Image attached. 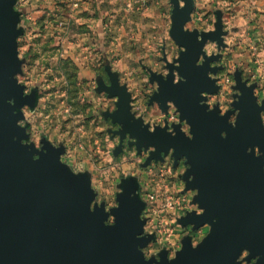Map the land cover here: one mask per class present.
<instances>
[{
  "label": "clouds",
  "instance_id": "1",
  "mask_svg": "<svg viewBox=\"0 0 264 264\" xmlns=\"http://www.w3.org/2000/svg\"><path fill=\"white\" fill-rule=\"evenodd\" d=\"M191 5L181 31L195 33V43L202 45L195 67L207 63L206 78L216 89L200 91L198 107L205 115L218 110L220 118L231 113L227 124L236 129L241 111L233 105L243 95L235 78L239 72L240 83L252 90L262 109L259 121L264 128V0H191ZM186 7L187 0H15L12 5L21 34L14 41L19 71L11 79L22 88V98L34 90L37 96L34 107L24 104L16 109L14 98L6 100L14 108L12 116H22L16 120L27 136L21 145L34 146L45 155L42 140L54 150L62 147L59 163L74 176L87 175L94 196L89 210L103 205L109 213L106 226L116 223L110 212L120 207V185L134 178L138 184L134 195L144 205L138 217L142 231L136 239L147 241L144 247L137 245L145 264L153 258L161 264L162 250L168 251V261L175 260L185 237H191L195 250L209 236L211 225L193 232L194 225L178 223L189 214L199 217L205 212L193 203L199 189L186 190L183 177L191 169L187 157L177 161L175 149L169 148L157 159L155 145H140L130 132L122 137L123 124L111 118L119 111L121 97L98 91V80L111 89L115 75L117 87L128 97V115L148 134L159 128L175 138L173 126H179L192 141V124L181 119L177 104L167 100L162 108L153 99L160 94V81L152 79L155 74L167 83L171 71L174 87L188 83L179 71L187 48L172 35L174 11ZM209 34H218V39H205ZM247 151L257 159L264 156L259 145ZM194 178L189 176L187 183ZM189 228L198 238L189 234ZM249 257L250 250L241 248L234 264H260L262 259L259 254Z\"/></svg>",
  "mask_w": 264,
  "mask_h": 264
},
{
  "label": "water",
  "instance_id": "2",
  "mask_svg": "<svg viewBox=\"0 0 264 264\" xmlns=\"http://www.w3.org/2000/svg\"><path fill=\"white\" fill-rule=\"evenodd\" d=\"M14 2L0 0V264H145L137 245L144 247L147 241L136 239L142 231L138 217L144 205L134 195L138 191L134 178L120 185V207L110 212L116 223L106 226L109 213L103 205L89 210L94 196L87 175L74 176L59 163L62 147L54 150L42 140L45 155L34 146L21 145L20 140L27 136L16 126V120L22 116L13 117L14 108L6 103L14 98L18 109L31 100V96L22 98V88L11 79L19 71L14 41L21 34L15 27L18 16L12 11ZM191 10V0H187L184 11H174L172 31L177 42L187 48V54H181L179 71L188 83L174 87L171 71L167 83L155 74L152 79L160 81V94L153 99L162 108L167 100L177 104L181 119L187 118L192 124V141L183 136L179 126H173L177 136L172 138L159 128L155 134H148L146 127L133 122L128 115V97L117 87L115 75L111 76V89L101 82L98 90L121 97L119 111L111 118L123 124L122 137L130 132L140 145H155L157 159L161 151L166 155L174 148L176 160L187 157L191 165L183 177L186 190L199 189L193 203H199L205 212L199 217L189 214L178 222L182 227L194 225L193 231L209 224L211 231L195 250L191 237H186L173 261L167 260L166 251L161 252V264H234L241 248L250 250L249 260L261 255L260 264H264V156L257 159L247 151L259 145L264 152V128L259 121L262 109L256 106L252 90L240 83L239 73L235 78L243 95L234 104L241 111L236 129L227 124L231 113L220 118L218 110L205 115L198 107L200 91L216 89L206 78L207 63L195 67L202 47L195 43V33L189 36L181 31ZM209 38L218 39V34L205 37ZM222 132L227 133L226 139L221 138ZM13 137H17L15 142ZM34 155L39 159L34 160ZM189 176L195 177L191 183H187ZM148 264H155V258Z\"/></svg>",
  "mask_w": 264,
  "mask_h": 264
},
{
  "label": "crops",
  "instance_id": "3",
  "mask_svg": "<svg viewBox=\"0 0 264 264\" xmlns=\"http://www.w3.org/2000/svg\"><path fill=\"white\" fill-rule=\"evenodd\" d=\"M237 73H239V72H237ZM239 74H240V73H239ZM101 82H102V81H99V80H98V84H100ZM98 89H99V88H98ZM98 91H99V90H98ZM104 115H105V114H104ZM106 118H107V117H106ZM85 175H86V174H85ZM178 221H179V220H178ZM178 223H179V222H178ZM188 231H189V234L192 235L194 238H198V234H197V233H193V232H196V231L191 232V229H190V228H189ZM197 231H198V230H197ZM205 234H206V232H205ZM185 238H186V237H185ZM185 238H184V239H185ZM184 239H183V240H184ZM183 240H182V241H183ZM163 251H166V253H167V255H168V251H167V250H162V252H163ZM159 255H160V254H159Z\"/></svg>",
  "mask_w": 264,
  "mask_h": 264
},
{
  "label": "rangeland",
  "instance_id": "4",
  "mask_svg": "<svg viewBox=\"0 0 264 264\" xmlns=\"http://www.w3.org/2000/svg\"><path fill=\"white\" fill-rule=\"evenodd\" d=\"M30 96H31V100H30V104L29 105L34 107L35 106V101L37 99L35 90L33 91V93ZM233 107H234V105H233Z\"/></svg>",
  "mask_w": 264,
  "mask_h": 264
}]
</instances>
